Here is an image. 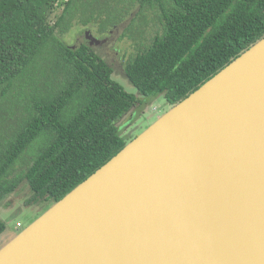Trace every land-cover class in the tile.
<instances>
[{"label":"water","instance_id":"obj_1","mask_svg":"<svg viewBox=\"0 0 264 264\" xmlns=\"http://www.w3.org/2000/svg\"><path fill=\"white\" fill-rule=\"evenodd\" d=\"M0 264H264V39L18 234Z\"/></svg>","mask_w":264,"mask_h":264},{"label":"trees","instance_id":"obj_2","mask_svg":"<svg viewBox=\"0 0 264 264\" xmlns=\"http://www.w3.org/2000/svg\"><path fill=\"white\" fill-rule=\"evenodd\" d=\"M72 1L0 0V90L44 56L49 68L39 82L46 92L0 149V202L27 181L29 204L44 206L40 216L131 142L117 124L140 102L88 45L75 49L56 38L64 17L52 26L51 16L62 2L68 12ZM163 1L140 0L142 10L160 5L163 34L126 64L147 99L164 95L175 107L264 39V0ZM28 151L27 170L13 176ZM5 229L0 223V236Z\"/></svg>","mask_w":264,"mask_h":264},{"label":"rangeland","instance_id":"obj_3","mask_svg":"<svg viewBox=\"0 0 264 264\" xmlns=\"http://www.w3.org/2000/svg\"><path fill=\"white\" fill-rule=\"evenodd\" d=\"M65 9L62 2L50 19L54 26L64 17L56 38L75 49L88 45L113 69V80L140 101L117 124L122 137L134 140L171 109L164 95L150 99L143 97L126 74L127 62L163 34L160 5H148L142 10L140 0H73L68 12ZM67 25H70L69 29L62 32ZM89 32L96 40L104 41L103 44L92 46L88 40ZM47 65L44 56L9 91L0 90V149L5 148L4 139L13 135L28 115L31 102L46 92V87L39 82L44 81L49 71ZM32 152L23 155L13 176L27 170ZM32 197L28 183L24 181L0 202V223L6 226L0 236V251L43 212V205L29 204Z\"/></svg>","mask_w":264,"mask_h":264},{"label":"built area","instance_id":"obj_4","mask_svg":"<svg viewBox=\"0 0 264 264\" xmlns=\"http://www.w3.org/2000/svg\"><path fill=\"white\" fill-rule=\"evenodd\" d=\"M19 226H21V225H19ZM19 226H18V227H19Z\"/></svg>","mask_w":264,"mask_h":264}]
</instances>
